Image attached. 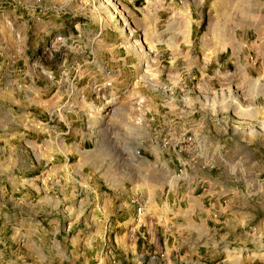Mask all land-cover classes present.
Here are the masks:
<instances>
[{
    "label": "rangeland",
    "instance_id": "1",
    "mask_svg": "<svg viewBox=\"0 0 264 264\" xmlns=\"http://www.w3.org/2000/svg\"><path fill=\"white\" fill-rule=\"evenodd\" d=\"M98 263L264 264V0H0V264Z\"/></svg>",
    "mask_w": 264,
    "mask_h": 264
},
{
    "label": "built area",
    "instance_id": "2",
    "mask_svg": "<svg viewBox=\"0 0 264 264\" xmlns=\"http://www.w3.org/2000/svg\"><path fill=\"white\" fill-rule=\"evenodd\" d=\"M142 210H143V206H138L137 207V213L138 214H141ZM108 252L110 254H112V258H113V261H114V255L112 253V250H109ZM156 259H158V255L157 254H152V255L149 256L148 262H154ZM98 264H100V263H98Z\"/></svg>",
    "mask_w": 264,
    "mask_h": 264
}]
</instances>
